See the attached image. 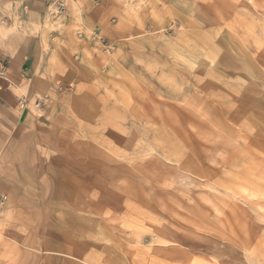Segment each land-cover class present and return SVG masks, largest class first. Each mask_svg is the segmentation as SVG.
Returning <instances> with one entry per match:
<instances>
[{
	"label": "rangeland",
	"instance_id": "374dc122",
	"mask_svg": "<svg viewBox=\"0 0 264 264\" xmlns=\"http://www.w3.org/2000/svg\"><path fill=\"white\" fill-rule=\"evenodd\" d=\"M76 2L0 264H264V0Z\"/></svg>",
	"mask_w": 264,
	"mask_h": 264
},
{
	"label": "crops",
	"instance_id": "0c3cea01",
	"mask_svg": "<svg viewBox=\"0 0 264 264\" xmlns=\"http://www.w3.org/2000/svg\"><path fill=\"white\" fill-rule=\"evenodd\" d=\"M58 1L0 0V62L8 68L7 79L0 80V200L7 197L0 228L6 231L14 223L8 204L13 182L22 179L20 167L32 147L27 140L49 117L40 100L57 83L50 52L59 34L48 12ZM70 1L66 0L67 9Z\"/></svg>",
	"mask_w": 264,
	"mask_h": 264
},
{
	"label": "built area",
	"instance_id": "2783aa9c",
	"mask_svg": "<svg viewBox=\"0 0 264 264\" xmlns=\"http://www.w3.org/2000/svg\"><path fill=\"white\" fill-rule=\"evenodd\" d=\"M64 8L65 6L62 5V4H59L55 7L54 9V15H58V14H61L63 11H64ZM7 66L3 63V62H0V80H4L6 79V75H7ZM7 200V197L6 196H2L1 200H0V212L4 206V203L5 201Z\"/></svg>",
	"mask_w": 264,
	"mask_h": 264
}]
</instances>
